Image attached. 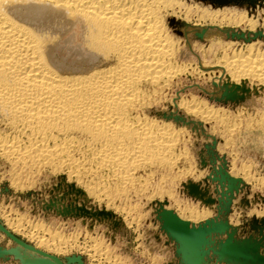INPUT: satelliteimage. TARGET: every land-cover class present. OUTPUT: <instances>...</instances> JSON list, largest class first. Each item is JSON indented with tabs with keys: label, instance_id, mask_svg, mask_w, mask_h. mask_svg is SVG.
<instances>
[{
	"label": "rangeland",
	"instance_id": "374dc122",
	"mask_svg": "<svg viewBox=\"0 0 264 264\" xmlns=\"http://www.w3.org/2000/svg\"><path fill=\"white\" fill-rule=\"evenodd\" d=\"M174 1L181 4L180 8L173 14L167 13L165 21L168 32L179 43L180 63L201 71L205 65L210 67L219 62L222 54L245 52L251 44L254 49L264 51V0ZM214 12L218 13L215 20L225 18V23L207 18ZM238 13L245 19L237 26L234 22ZM247 19L254 28H249ZM185 28L198 31L186 35L182 32ZM72 30L65 38L74 34V45H82L81 27L77 25ZM203 30L213 32L214 38L202 39ZM218 73L181 74L170 86L156 89L158 92L148 91L152 97L147 108L143 107V114L178 130L173 150L176 162L168 167L164 163L137 169L135 184L113 200L93 197L74 179L69 180L67 173L53 174L46 167L21 170L0 157V225L32 248H36V243L30 234L50 239L52 247L55 249L58 245L60 251L51 249L45 253L63 264H75L70 261L73 257L79 258L82 264H264V92L261 85L251 80L241 85ZM180 99L204 104L206 109L217 111V115L211 119L198 114L192 116L179 105ZM86 177L83 182L93 185L95 191L111 189L102 182L105 172ZM185 208H193L199 214L203 210L202 213L210 215L203 220L187 221L182 213ZM169 213L178 220L183 218L180 221L190 227L207 226L209 232L204 234L202 245L188 247L178 240L164 222L165 214ZM5 216L17 220L23 231L10 229L4 222ZM228 239L244 255L249 253L254 261L245 262L243 257L225 249ZM0 248L13 249L17 254L0 257V264L35 261L2 232Z\"/></svg>",
	"mask_w": 264,
	"mask_h": 264
},
{
	"label": "bare ground",
	"instance_id": "6f19581e",
	"mask_svg": "<svg viewBox=\"0 0 264 264\" xmlns=\"http://www.w3.org/2000/svg\"><path fill=\"white\" fill-rule=\"evenodd\" d=\"M180 5L174 0H0V157L21 170L46 167L53 174L67 173L69 180L74 179L93 197L113 200L135 184L137 169L175 165L178 130L143 114L152 97L150 89L158 92L181 74L218 71L232 83L243 85L251 80L264 92V51L252 44L231 56L223 52L219 62L201 71L180 63L179 43L165 21V15ZM216 14L207 18L215 22ZM243 19L239 15L234 23L243 24ZM77 25L82 45H74V34L65 38ZM253 25L249 20V28ZM196 31L182 30L186 35ZM200 35L209 41L214 38L209 30ZM185 101L178 103L192 116L211 119L217 115L202 102L204 108L194 100ZM100 172L106 173L102 182L112 192L95 191L83 182L84 177H97ZM192 209L183 210L184 220L210 215ZM4 218L10 229L23 231L17 220ZM29 236L36 243L35 250L60 251L50 239L35 233Z\"/></svg>",
	"mask_w": 264,
	"mask_h": 264
},
{
	"label": "water",
	"instance_id": "95a60500",
	"mask_svg": "<svg viewBox=\"0 0 264 264\" xmlns=\"http://www.w3.org/2000/svg\"><path fill=\"white\" fill-rule=\"evenodd\" d=\"M220 2H225V0H219ZM165 224H168V229L170 232L178 239L181 240L184 245L188 247H195L198 248L202 245V238L204 234L209 232L207 226H201L199 228L190 227L187 223H184L178 220L174 215L171 213L165 214L164 216ZM0 232L4 233L10 240H12L18 247L22 248L24 251L29 252L34 257V262L31 264H52L51 262H55L57 264H63L59 259L56 257L50 256L42 251L35 250L32 247H29L13 237L9 232H7L1 225H0ZM173 236V237H174ZM225 249L227 248L230 252L234 253L238 257H243L245 262L248 260L254 261V259L247 254H243L240 251V248L232 243L229 239L225 243ZM16 251L13 249L6 250L0 248V257H7V256H16ZM238 260L237 258H235ZM259 259V258H257ZM70 261L75 264H82L79 258H71ZM260 261V260H259Z\"/></svg>",
	"mask_w": 264,
	"mask_h": 264
}]
</instances>
